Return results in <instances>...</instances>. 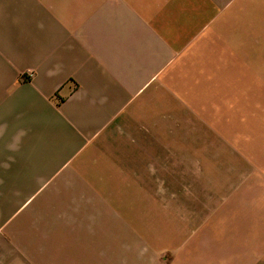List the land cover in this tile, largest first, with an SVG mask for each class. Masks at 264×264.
I'll list each match as a JSON object with an SVG mask.
<instances>
[{"label":"crops","instance_id":"obj_1","mask_svg":"<svg viewBox=\"0 0 264 264\" xmlns=\"http://www.w3.org/2000/svg\"><path fill=\"white\" fill-rule=\"evenodd\" d=\"M207 242L264 260V0H0V264Z\"/></svg>","mask_w":264,"mask_h":264},{"label":"rangeland","instance_id":"obj_2","mask_svg":"<svg viewBox=\"0 0 264 264\" xmlns=\"http://www.w3.org/2000/svg\"><path fill=\"white\" fill-rule=\"evenodd\" d=\"M204 247V252L196 255L187 264H264V260L259 258V244H253V257L251 258L245 257V251L240 249L244 247L243 242L237 244L236 253L234 250H230V243L207 242ZM177 249L170 246H158L154 252L155 257L154 254L152 257L157 264H175L179 255V252L175 253Z\"/></svg>","mask_w":264,"mask_h":264},{"label":"trees","instance_id":"obj_3","mask_svg":"<svg viewBox=\"0 0 264 264\" xmlns=\"http://www.w3.org/2000/svg\"><path fill=\"white\" fill-rule=\"evenodd\" d=\"M31 80V78L29 76H23L22 77V82H29Z\"/></svg>","mask_w":264,"mask_h":264}]
</instances>
